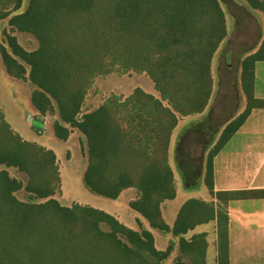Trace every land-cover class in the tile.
<instances>
[{
  "label": "trees",
  "instance_id": "trees-1",
  "mask_svg": "<svg viewBox=\"0 0 264 264\" xmlns=\"http://www.w3.org/2000/svg\"><path fill=\"white\" fill-rule=\"evenodd\" d=\"M245 1L264 15V0ZM21 4L22 0H0V21ZM8 25L32 34L38 46L28 51L5 33L8 49L0 41L4 68L35 86L30 101L40 115L57 112L56 138L65 141L73 128L84 136V186L110 199L134 188L137 197L129 207L150 227L179 237L185 258L181 264H205V234L189 240L183 235L216 220L217 264H229L225 206L190 198L171 227L160 210L161 203L176 194L168 164L172 130L179 117L202 112L210 97L211 61L227 32L219 1L27 0ZM260 60L264 38L241 63L246 107L225 126L206 156L204 184L223 202L264 197V189L214 192L212 170L213 156L250 111L264 108V99L253 95L254 63ZM114 70L145 72L159 98L137 87L123 100L110 95L81 114L94 77ZM0 165L27 175L23 184L0 169V264H161L170 254L171 246L156 249L148 229L136 231L101 209L67 206L52 198L60 187L55 153L21 137L1 108ZM21 188L30 201L15 196Z\"/></svg>",
  "mask_w": 264,
  "mask_h": 264
},
{
  "label": "crops",
  "instance_id": "crops-1",
  "mask_svg": "<svg viewBox=\"0 0 264 264\" xmlns=\"http://www.w3.org/2000/svg\"><path fill=\"white\" fill-rule=\"evenodd\" d=\"M235 2L237 8L246 13L245 18L241 20L243 34L236 36L238 38L234 39V46L228 50L226 56L227 71L232 72L230 75L224 74L223 79L215 72L210 97L204 110L179 117L172 130L168 144V164L173 174L176 194L173 199L164 200L160 210L164 222L171 227L181 205L190 198L213 202L216 207L225 206L228 217L229 264H264V197L223 202L209 193L203 180L208 152L213 149L225 126L246 107V98L241 86L242 60L255 53L264 38L262 12L251 8L245 0ZM225 22L226 36L215 51V56L225 43H231L232 31L236 30L233 26L238 23L232 15H226ZM253 26L258 27L255 37L251 32ZM253 95L264 99V60L254 63ZM29 102L31 104L30 98ZM32 125L40 128L43 123L35 118ZM172 156L175 167L171 161ZM212 170L214 192L264 189V108H253L250 111L241 126L213 156ZM216 227V220H210L196 225L183 235L189 240L195 234H205V264H217ZM156 231V249L164 251L171 246L170 254L161 264H181L185 258L180 251L179 237L171 232Z\"/></svg>",
  "mask_w": 264,
  "mask_h": 264
},
{
  "label": "rangeland",
  "instance_id": "rangeland-1",
  "mask_svg": "<svg viewBox=\"0 0 264 264\" xmlns=\"http://www.w3.org/2000/svg\"><path fill=\"white\" fill-rule=\"evenodd\" d=\"M220 6L227 17L232 15L237 20V25L234 24L232 38L230 42L225 43L215 56V62L211 61V76L215 72L225 77L227 71V53L234 46L236 36L243 34V24L241 20L245 18L243 11L237 8L235 0H218ZM27 5V0H22L19 9L12 11L10 15L0 21V41L8 49L5 33L12 34L16 37L18 43L26 50L31 51L37 48L38 41L36 38L25 31L12 30L8 25V19L11 15L22 12ZM229 21V18H228ZM256 25V24H255ZM252 35L257 36L258 27L253 26L251 29ZM250 35V33H249ZM232 58V54L230 53ZM214 58V57H213ZM230 58V59H231ZM28 72L29 66L24 64ZM232 68V63L230 64ZM141 88L145 93L151 94L159 98V93L154 87L150 77L145 72L114 70L105 75H97L94 77L91 86L85 95L81 114L87 113L102 104L110 95L120 96L125 99L130 96L135 88ZM35 86L26 78H16L10 76L0 58V108L3 110L5 118L9 122L12 129L21 134L24 139L34 141L38 144L51 148L55 152L58 162V170L60 177L59 190L52 195L60 204L70 206L74 203L81 205H89L97 209H101L113 215L119 222L127 227L140 231L148 229L154 237V245L156 247V235L158 231L150 227L147 221L141 217L136 211L129 207V202L137 197V192L134 188H127L121 192L116 199L106 198L89 191L83 184L82 175L86 167V141L84 136L75 128L71 129L67 139L62 141L55 137L53 133V123L59 120L58 114L46 113L40 115L30 104L29 98ZM38 118L43 125L40 128L37 124L32 125V120ZM39 127V126H38ZM15 131V132H16ZM171 161L174 164L173 156ZM175 167V166H174ZM0 169H6L10 176L22 181L23 184L27 181V175L20 172L14 167H4L0 165ZM178 175V173H177ZM15 196L21 201H30L28 193L24 188L16 191ZM44 199H36V202ZM105 230L107 226L101 225Z\"/></svg>",
  "mask_w": 264,
  "mask_h": 264
}]
</instances>
